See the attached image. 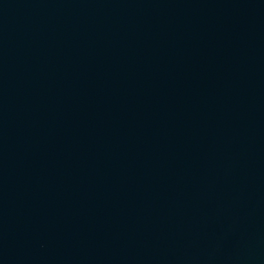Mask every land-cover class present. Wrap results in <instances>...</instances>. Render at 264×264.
<instances>
[{
  "label": "water",
  "instance_id": "obj_1",
  "mask_svg": "<svg viewBox=\"0 0 264 264\" xmlns=\"http://www.w3.org/2000/svg\"><path fill=\"white\" fill-rule=\"evenodd\" d=\"M0 264H264V0H0Z\"/></svg>",
  "mask_w": 264,
  "mask_h": 264
}]
</instances>
